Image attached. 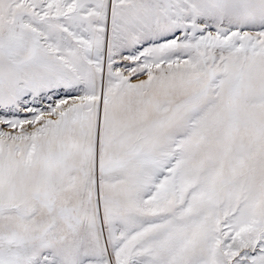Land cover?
I'll return each mask as SVG.
<instances>
[{"label": "snow or ice", "instance_id": "obj_1", "mask_svg": "<svg viewBox=\"0 0 264 264\" xmlns=\"http://www.w3.org/2000/svg\"><path fill=\"white\" fill-rule=\"evenodd\" d=\"M0 264H264V0H0Z\"/></svg>", "mask_w": 264, "mask_h": 264}]
</instances>
